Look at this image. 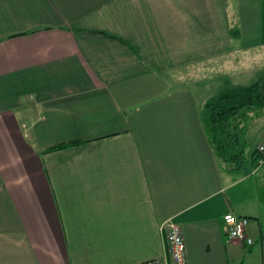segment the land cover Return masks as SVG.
Instances as JSON below:
<instances>
[{
    "label": "crops",
    "instance_id": "1",
    "mask_svg": "<svg viewBox=\"0 0 264 264\" xmlns=\"http://www.w3.org/2000/svg\"><path fill=\"white\" fill-rule=\"evenodd\" d=\"M257 52L264 0H0V264L168 258L166 219L187 264H264V165L228 172L200 116Z\"/></svg>",
    "mask_w": 264,
    "mask_h": 264
},
{
    "label": "trees",
    "instance_id": "2",
    "mask_svg": "<svg viewBox=\"0 0 264 264\" xmlns=\"http://www.w3.org/2000/svg\"><path fill=\"white\" fill-rule=\"evenodd\" d=\"M263 111L264 69L251 83L225 88L204 101L200 115L204 135L228 172L244 177L258 167V144L249 148L245 135L249 121Z\"/></svg>",
    "mask_w": 264,
    "mask_h": 264
},
{
    "label": "built area",
    "instance_id": "3",
    "mask_svg": "<svg viewBox=\"0 0 264 264\" xmlns=\"http://www.w3.org/2000/svg\"><path fill=\"white\" fill-rule=\"evenodd\" d=\"M260 158L257 160V166L264 164V142L256 147ZM249 219L242 216H236L227 212L222 216V229L227 239L244 242L247 245L252 244V240L246 236L245 230ZM158 229L163 232L166 238L168 258H157L138 264H187L184 240L182 230L179 224L171 219L162 221Z\"/></svg>",
    "mask_w": 264,
    "mask_h": 264
},
{
    "label": "rangeland",
    "instance_id": "4",
    "mask_svg": "<svg viewBox=\"0 0 264 264\" xmlns=\"http://www.w3.org/2000/svg\"><path fill=\"white\" fill-rule=\"evenodd\" d=\"M256 61L258 63V66L260 67L262 64H264V54L262 52H257L256 54ZM252 61V60H250ZM243 64H246L247 66H250L249 60H244L242 62ZM264 69V68H263ZM212 93V92H209ZM263 115V114H262ZM257 116L249 121L247 125V132L246 135V141L247 145L251 146L253 143L257 141H263L264 140V116ZM249 150V149H248ZM259 173V174H258ZM258 175L256 176L257 179L263 178L264 179V167L258 171ZM260 184H258V189L254 188L256 191L262 193L264 195V181ZM253 181V179H251ZM246 183H243L241 186H245ZM240 256L235 260L234 264H258V254L254 255L253 257H248L247 253L240 252Z\"/></svg>",
    "mask_w": 264,
    "mask_h": 264
}]
</instances>
